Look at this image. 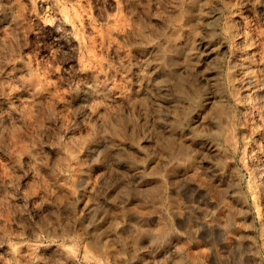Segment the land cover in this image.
<instances>
[{
	"label": "rangeland",
	"instance_id": "obj_1",
	"mask_svg": "<svg viewBox=\"0 0 264 264\" xmlns=\"http://www.w3.org/2000/svg\"><path fill=\"white\" fill-rule=\"evenodd\" d=\"M27 1L0 0V264H264V0H58L79 44Z\"/></svg>",
	"mask_w": 264,
	"mask_h": 264
},
{
	"label": "bare ground",
	"instance_id": "obj_2",
	"mask_svg": "<svg viewBox=\"0 0 264 264\" xmlns=\"http://www.w3.org/2000/svg\"><path fill=\"white\" fill-rule=\"evenodd\" d=\"M29 1V0H28ZM27 1V2H28ZM32 1V0H31ZM30 1V2H31ZM74 2L76 1V2H78V3H80V1L79 0H73ZM81 1H83V0H81ZM105 1V0H104ZM111 1V0H110ZM38 2V1H37ZM106 2H108V1H106ZM29 3V2H28ZM51 3H53V5L55 6L54 8H56V14H54L55 15V21H56V23L60 26V28H62V29H64V30H66V31H68V32H70L71 34H72V40L74 41V42H76L77 44H79V42H80V37H79V34H80V29L81 28H83V27H85V28H89V29H91L92 27L90 26V24H89V22H87V20H86V18L83 16V12L81 13V12H79V11H77L76 9H75V11H74V9H73V13H71V12H69L68 11V8L64 5V4H62L61 2H59L58 0H53ZM51 3H50V5H51ZM83 3V2H82ZM113 3H114V1H113ZM118 3V2H117ZM107 4V3H106ZM80 5V4H79ZM86 5V4H85ZM103 5V4H102ZM112 5V4H111ZM69 6H71V5H69ZM104 6H105V4H104ZM109 6V5H108ZM77 7H79V6H77ZM82 8H83V10H86V8L82 5L81 6ZM74 8H75V6H74ZM81 9V8H80ZM99 10H100V8H99ZM102 10V9H101ZM89 11V9L87 10V12ZM86 11H84V13H85ZM90 12V11H89ZM99 12H101V11H99ZM108 12V11H107ZM107 12L106 11H103L102 13H101V16L102 17H105L106 15H107ZM54 13V12H53ZM110 15V13L107 15V16H109ZM86 16V15H85ZM87 16H88V14H87ZM107 16L105 17V18H107ZM100 17V16H99ZM89 18V17H88ZM116 19L118 20V18L116 17ZM115 19V22L117 21ZM53 21V20H52ZM119 21V20H118ZM38 22H39V19H38ZM41 22V21H40ZM39 22V23H40ZM43 22V21H42ZM122 22V21H121ZM46 23H47V21H46ZM45 23V24H46ZM55 23V24H56ZM117 23V22H116ZM124 23V22H123ZM117 25H119V26H116V25H113V28H112V31H111V33L113 32V33H115V34H120L122 31H125L126 29H127V26L129 27V28H131L129 25H127L126 27L124 26V25H120V24H117ZM50 26V25H49ZM80 26H82L81 28H80ZM50 27H52V26H50ZM55 28V27H54ZM51 29H53V28H51ZM55 29H58V28H55ZM54 29V30H55ZM84 29V28H83ZM93 29V28H92ZM85 30V29H84ZM131 29H129V31H130ZM59 31V30H58ZM95 31H97V30H95ZM109 31V30H108ZM85 32H87V31H85ZM55 33H57V32H55ZM59 33V32H58ZM65 33H67V32H65ZM105 33V32H104ZM110 33V32H109ZM108 33V34H109ZM124 33V32H123ZM81 34H83L82 32H81ZM95 34H97V33H95ZM85 35V34H84ZM83 35V36H84ZM123 35V34H122ZM92 36V35H91ZM68 37V36H67ZM70 37V36H69ZM94 37H95V35H94ZM94 37H92V38H94ZM98 37H100L99 36V34H98V36L96 37L97 39H98ZM85 38V37H84ZM87 38H88V36H87ZM91 38V37H90ZM91 38V39H92ZM103 38V37H102ZM101 39V38H100ZM71 40V41H72ZM84 40H86V39H84ZM96 40V39H95ZM94 40V41H95ZM83 41V40H82ZM89 41H90V39H89ZM93 41V40H92ZM73 43V42H72ZM86 43H88V42H86ZM90 44H92V43H90ZM94 44V43H93ZM75 45V44H74ZM84 46H85V43H84ZM77 47V46H76ZM90 47H91V45H90ZM92 47H93V45H92ZM86 48H88V47H86ZM77 49H79V48H76V50ZM91 49V48H90ZM89 50V49H88ZM87 51V50H86ZM90 53V52H89ZM90 56H93V54L92 55H90ZM90 56H89V58H90ZM80 57H81V55H80ZM89 58H88V60H89ZM144 59V58H143ZM79 60V59H78ZM83 61H81V63H82ZM85 62H86V60H85ZM84 62V63H85ZM141 64V63H140ZM81 65H83V64H81ZM85 65H87V63L85 64ZM94 65V64H93ZM90 66V65H89ZM92 66V65H91ZM96 66V65H95ZM81 67V66H80ZM87 67V66H86ZM93 67V66H92ZM85 68V67H84ZM29 69V68H28ZM96 69V68H95ZM27 70V69H26ZM24 71H25V69H24ZM92 71V70H91ZM94 71V70H93ZM78 72H80V71H78ZM90 72V71H89ZM81 73V72H80ZM87 74H88V72H87ZM91 74V73H90ZM44 75V74H43ZM45 77L47 76V74L46 75H44ZM43 76V77H44ZM88 76H89V74H88ZM36 77H37V75H36ZM38 77L40 78V77H42L41 75L39 76L38 75ZM48 77V76H47ZM91 77V76H90ZM43 79V78H42ZM46 79V78H45ZM48 79V78H47ZM87 79V78H86ZM91 80V79H90ZM43 81H44V79H43ZM42 81V82H43ZM45 81H49V79L48 80H45ZM85 81V80H84ZM87 81V80H86ZM93 81V80H92ZM85 83V82H84ZM210 84H213V83H210ZM45 85H47V84H45ZM93 85V84H92ZM211 87V86H210ZM213 87V86H212ZM214 88V87H213ZM90 89V88H89ZM211 89V88H210ZM92 90V89H91ZM210 91V90H209ZM214 92V91H213ZM118 93V92H117ZM207 94V93H206ZM204 95V94H203ZM215 95V94H214ZM214 95H212V96H214ZM84 96V95H83ZM123 96V95H122ZM211 96V95H210ZM209 96V97H210ZM113 97V96H112ZM208 97V98H209ZM75 98V97H74ZM84 100V99H83ZM155 100H157L156 98H155ZM117 101H119V100H117ZM113 102V101H112ZM122 103V102H121ZM112 104V103H111ZM124 108H126V107H124ZM120 110V109H119ZM91 111V110H90ZM95 115V114H94ZM215 144V143H214ZM210 146H211V144H210ZM212 149V148H211ZM210 149V150H211ZM65 248V247H64ZM57 251V250H56ZM60 251V250H59Z\"/></svg>",
	"mask_w": 264,
	"mask_h": 264
}]
</instances>
